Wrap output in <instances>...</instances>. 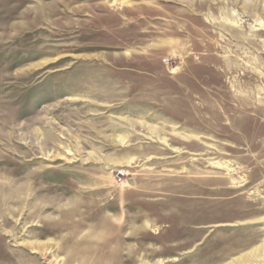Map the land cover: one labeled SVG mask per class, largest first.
<instances>
[{
	"label": "rangeland",
	"instance_id": "1",
	"mask_svg": "<svg viewBox=\"0 0 264 264\" xmlns=\"http://www.w3.org/2000/svg\"><path fill=\"white\" fill-rule=\"evenodd\" d=\"M260 23L264 0H0V264H264Z\"/></svg>",
	"mask_w": 264,
	"mask_h": 264
},
{
	"label": "bare ground",
	"instance_id": "2",
	"mask_svg": "<svg viewBox=\"0 0 264 264\" xmlns=\"http://www.w3.org/2000/svg\"><path fill=\"white\" fill-rule=\"evenodd\" d=\"M223 15V14H222ZM260 25H261V28L259 27V29L257 30V31H259L260 32V34H264V28H262V27H264V23H260ZM34 248V247H33ZM38 249V248H37ZM255 249H257L256 247H255ZM39 250V249H38ZM251 253V252H250ZM252 253H255V254H263L264 255V244H262L257 250H255L254 252H252ZM254 255V254H253ZM242 256V255H241ZM247 257V256H246ZM242 258V257H241ZM234 264V263H233Z\"/></svg>",
	"mask_w": 264,
	"mask_h": 264
}]
</instances>
